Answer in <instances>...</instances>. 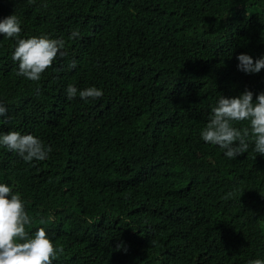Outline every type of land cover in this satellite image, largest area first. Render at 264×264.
I'll return each mask as SVG.
<instances>
[{"label": "trees", "instance_id": "16d2710c", "mask_svg": "<svg viewBox=\"0 0 264 264\" xmlns=\"http://www.w3.org/2000/svg\"><path fill=\"white\" fill-rule=\"evenodd\" d=\"M10 15L21 39L65 41L32 82L16 75V38L0 34V133L52 148L26 163L0 146V184L20 194L26 231L63 249L53 264L264 260V156L250 141L228 159L201 137L220 95L264 92V69L236 59L264 56V0H0V21ZM93 86L100 99L79 97Z\"/></svg>", "mask_w": 264, "mask_h": 264}, {"label": "clouds", "instance_id": "9594fccd", "mask_svg": "<svg viewBox=\"0 0 264 264\" xmlns=\"http://www.w3.org/2000/svg\"><path fill=\"white\" fill-rule=\"evenodd\" d=\"M21 31L20 21L15 15L0 21V34L16 38V47L12 53V60L18 62L16 75L38 82L58 56L63 58L66 55L65 41L45 35L21 39ZM69 38H80L79 30H73ZM236 59L238 70L246 74H256L264 69V56L253 60L251 56L241 53ZM76 66V61L73 60L70 67ZM263 83L264 81L262 85ZM66 93L67 99L72 100L77 96L78 89L69 84ZM102 96L103 91L95 86L79 91V97L84 100H98ZM7 112V107L0 103V117L6 116ZM244 121L248 122L247 127L234 126V122ZM201 137L204 142L223 149L228 159L234 160L247 153L250 141L254 144L253 151L264 156V92L254 94L245 89L237 97L220 95L217 105L211 109ZM0 146L15 153L26 163L44 161L52 151L51 146H46L38 137L32 134L22 135L18 131L0 133ZM57 185L61 194L70 197L66 184L60 181ZM51 219L53 217L50 216L49 220ZM31 223L32 218L27 214L20 194L14 193L8 185L0 184V264H53L57 253L63 252L62 248L54 246L44 228L29 234L26 225ZM122 248L127 251L122 243H117L113 251H120ZM249 264H264V260H250Z\"/></svg>", "mask_w": 264, "mask_h": 264}]
</instances>
